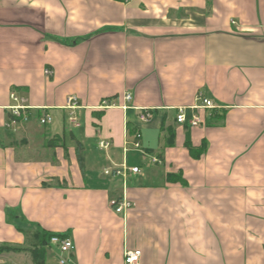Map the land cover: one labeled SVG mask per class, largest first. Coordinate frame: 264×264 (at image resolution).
Instances as JSON below:
<instances>
[{"label":"crops","instance_id":"obj_1","mask_svg":"<svg viewBox=\"0 0 264 264\" xmlns=\"http://www.w3.org/2000/svg\"><path fill=\"white\" fill-rule=\"evenodd\" d=\"M13 92L31 110L11 126ZM124 162L141 174L105 175ZM41 230L71 238L67 264H264V0H0V246Z\"/></svg>","mask_w":264,"mask_h":264},{"label":"built area","instance_id":"obj_2","mask_svg":"<svg viewBox=\"0 0 264 264\" xmlns=\"http://www.w3.org/2000/svg\"><path fill=\"white\" fill-rule=\"evenodd\" d=\"M47 76H51L53 73L51 70L45 71ZM11 99L13 101V105L9 107L10 111V125H17L19 123L28 122L30 119V110L31 108L27 105V100L18 96L16 92L11 94ZM125 100L130 102L132 100V96L127 94L125 96ZM202 101V103H198L196 106L192 108V110L199 111V110H209L214 109L215 106L212 101L207 99H198V102ZM115 105V104H113ZM110 105L107 102H103L101 109L109 108ZM125 108V107H124ZM66 109L69 111L68 114V121L69 124L72 126H78L76 111L80 110L81 107L78 104V100L75 97L69 98L67 102ZM152 111L151 110H144L140 115V119L142 121H148L152 118ZM39 123L42 126H48L52 124L53 118L49 114H42L39 118ZM176 121L180 125L188 124L191 127H198L202 124L203 120L199 113L193 114L191 117L187 115V108L180 107L178 109V114L176 116ZM9 126V125H8ZM99 148L101 150H108L110 148V142L102 141L99 144ZM135 151L143 152V147L139 142H135L133 146ZM154 163H160L157 158H153ZM106 176H120L123 179H126L128 174H141V169L139 167H129L125 162L121 165H114L109 167L105 170ZM133 206V204L128 201L127 198H122L121 200L114 199L110 202V207L117 213V214H126L127 211ZM51 245L58 248L60 253V264H67L69 259L67 256L71 253L74 249V244L71 238L68 236H54L51 239ZM142 252L140 250H132L127 251L125 253V261L124 264H139L141 259Z\"/></svg>","mask_w":264,"mask_h":264},{"label":"trees","instance_id":"obj_3","mask_svg":"<svg viewBox=\"0 0 264 264\" xmlns=\"http://www.w3.org/2000/svg\"><path fill=\"white\" fill-rule=\"evenodd\" d=\"M101 116V115H100ZM52 142H50L51 144ZM77 159L79 166L82 172H85V154L84 146L81 142L77 141L76 146ZM121 199H118V201ZM29 238V247L28 248H19L9 245L0 246V254L5 252H30L33 258V264H46L45 263V252L48 247L51 245V239L54 236H66L65 234H53L45 230L36 231V232H26L25 233Z\"/></svg>","mask_w":264,"mask_h":264},{"label":"rangeland","instance_id":"obj_4","mask_svg":"<svg viewBox=\"0 0 264 264\" xmlns=\"http://www.w3.org/2000/svg\"><path fill=\"white\" fill-rule=\"evenodd\" d=\"M77 131L79 132V130L75 129V128H72V127H69V125L67 124V127H66V132H67V136H69L70 134V131ZM137 155V154H136ZM131 156V155H130ZM138 158H139V155H138ZM24 264V263H23Z\"/></svg>","mask_w":264,"mask_h":264}]
</instances>
